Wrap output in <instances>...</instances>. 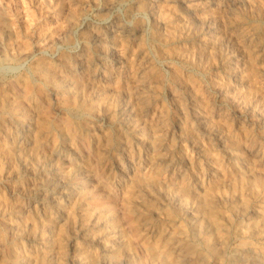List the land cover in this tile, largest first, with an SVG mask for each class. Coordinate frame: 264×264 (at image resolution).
Masks as SVG:
<instances>
[{
	"label": "rangeland",
	"instance_id": "rangeland-1",
	"mask_svg": "<svg viewBox=\"0 0 264 264\" xmlns=\"http://www.w3.org/2000/svg\"><path fill=\"white\" fill-rule=\"evenodd\" d=\"M152 1L0 0V264H264V0Z\"/></svg>",
	"mask_w": 264,
	"mask_h": 264
},
{
	"label": "bare ground",
	"instance_id": "bare-ground-1",
	"mask_svg": "<svg viewBox=\"0 0 264 264\" xmlns=\"http://www.w3.org/2000/svg\"><path fill=\"white\" fill-rule=\"evenodd\" d=\"M174 1V0H173ZM153 1L151 0V3H152ZM191 4V3H190ZM239 4V3H238ZM151 5V4H150ZM173 5V4H172ZM200 5V4H199ZM156 7H157V5H156ZM201 7V6H200ZM210 8V7H209ZM198 9V8H197ZM201 9V8H200ZM203 9V8H202ZM201 9V10H202ZM149 10V9H148ZM209 10V9H208ZM188 11V10H187ZM207 11V10H206ZM234 11V10H233ZM154 13V12H153ZM210 19V18H209ZM207 22V21H206ZM208 23V22H207ZM208 27V26H207ZM212 27V26H211ZM213 28V27H212ZM225 30V29H224ZM225 32V31H224ZM118 33H119V31H118ZM115 36V35H114ZM97 37V36H96ZM125 37V36H124ZM119 38H122V37H120L119 36ZM115 39V38H114ZM132 39V38H131ZM103 40V39H102ZM108 40V39H107ZM117 40H119V39H117ZM94 41V40H93ZM124 41V40H123ZM114 42V41H113ZM92 44V43H91ZM110 49V48H109ZM117 50V49H116ZM122 52H124V51H122ZM120 57V56H119ZM91 80V79H90ZM144 85V84H143ZM142 86V85H141ZM147 87V86H146ZM127 92H126V96H127ZM129 95V94H128ZM122 97H124L123 95H122ZM134 97H136V96H134ZM117 102V101H116ZM123 104V103H122ZM247 104V103H246ZM245 104V105H246ZM132 105V104H131ZM248 105V104H247ZM127 107V106H126ZM245 107H247V106H245ZM246 109V108H245ZM135 110H136V108H135ZM134 110V111H135ZM131 112H132V110H131ZM137 112V111H136ZM135 112V113H136ZM243 112V111H242ZM139 113V112H138ZM244 113V112H243ZM141 115V114H140ZM209 116V115H208ZM258 119V118H257ZM134 120H136V119H134ZM138 122V121H137ZM124 123H125V121H124ZM213 123V122H212ZM123 125V124H122ZM210 125V124H209ZM126 127V126H125ZM209 127V126H208ZM219 127V126H218ZM212 128V127H211ZM214 129V128H213ZM108 141V140H107ZM229 141V140H228ZM236 144V143H235ZM237 145V144H236ZM230 147H231V145H230ZM238 147V146H237ZM234 148V147H233ZM237 149V148H236ZM240 157V156H239ZM56 162V161H55ZM54 164V163H53ZM50 168H52V167H50ZM53 169V168H52ZM63 170V169H62ZM62 177H63V175H62ZM57 179V178H56ZM44 181H45V179H44ZM55 181V180H54ZM55 185V184H54ZM58 186V185H57ZM49 187V186H48ZM61 206V205H60ZM211 207V206H210ZM126 214V213H125ZM124 216H126V215H124ZM49 224V223H48ZM49 226V225H48ZM129 228V227H128ZM49 233V232H48ZM136 237V236H135ZM134 238V237H133ZM137 239V238H136ZM139 244V243H138ZM140 245V244H139ZM136 246V245H135ZM139 247V246H138ZM140 248V247H139ZM158 254V253H157ZM154 256V255H153ZM159 256V255H158ZM158 258V257H157Z\"/></svg>",
	"mask_w": 264,
	"mask_h": 264
}]
</instances>
